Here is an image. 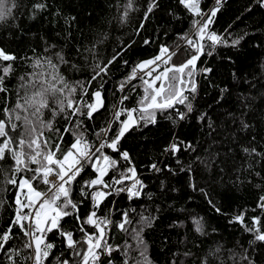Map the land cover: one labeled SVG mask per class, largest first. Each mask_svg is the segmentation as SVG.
Here are the masks:
<instances>
[{
  "label": "snow or ice",
  "instance_id": "1",
  "mask_svg": "<svg viewBox=\"0 0 264 264\" xmlns=\"http://www.w3.org/2000/svg\"><path fill=\"white\" fill-rule=\"evenodd\" d=\"M231 2L0 0V264H264V0Z\"/></svg>",
  "mask_w": 264,
  "mask_h": 264
},
{
  "label": "trees",
  "instance_id": "2",
  "mask_svg": "<svg viewBox=\"0 0 264 264\" xmlns=\"http://www.w3.org/2000/svg\"><path fill=\"white\" fill-rule=\"evenodd\" d=\"M65 2H67V0H65ZM144 2L145 0H138L139 5H143ZM165 2L167 3V0H165ZM73 3L78 4L79 0H73ZM93 6H96V13L98 15L106 14L108 12V3H106V0H93ZM240 6H241V0H232L230 6L225 10L224 14L220 18L219 24L217 25L218 30H222L224 27H227V24L231 22V20L233 19L236 13V10ZM154 23H155V20H153V24ZM133 24H135V21H133ZM179 27L183 28L184 25H180ZM243 27H244L243 25H240V28H243ZM239 30L240 29H236V31H239ZM130 31H131L130 28H125L123 32H114L113 35L114 36L115 35L125 36V34L129 33ZM113 46L114 44L109 45L108 47L109 52H111V49ZM241 51L243 53L241 57V65L243 68L248 69L249 64H252L255 67H259V65L257 64V61H259L261 57L258 51L251 52L248 45H245ZM257 194H258V191L252 189V190L239 193L236 196L230 195L229 198L225 200L224 210L225 211H235L241 205L245 207H250L252 205L253 199L255 198ZM197 204L200 205V207L197 210L201 211V213L203 214V211L206 210V206L203 204L200 198L196 199V203L193 205V207H195ZM223 222H224L223 220L219 221V223H223ZM115 239L116 240L120 239L118 234L115 235Z\"/></svg>",
  "mask_w": 264,
  "mask_h": 264
}]
</instances>
